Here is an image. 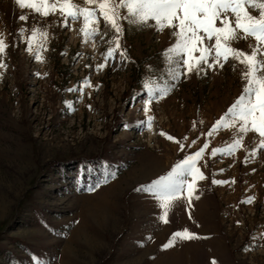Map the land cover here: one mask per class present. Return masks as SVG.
I'll return each instance as SVG.
<instances>
[{"label": "rangeland", "instance_id": "374dc122", "mask_svg": "<svg viewBox=\"0 0 264 264\" xmlns=\"http://www.w3.org/2000/svg\"><path fill=\"white\" fill-rule=\"evenodd\" d=\"M61 23L59 12L45 17L0 0V264H264V149L252 155L259 136L243 134L228 155L212 150L232 143L236 129L208 135L243 92L245 65L230 57L174 79L183 68L167 59L173 31L122 20L127 59L117 51L97 70L111 26L99 18V34L85 40L82 18ZM34 26L47 31L42 61L26 50ZM254 45L231 42L249 53ZM146 84L167 86L148 113ZM148 115L150 128L140 123ZM205 141L196 162L204 179L190 197L165 210L137 190ZM185 229L197 238L173 236Z\"/></svg>", "mask_w": 264, "mask_h": 264}, {"label": "snow or ice", "instance_id": "6c2138e0", "mask_svg": "<svg viewBox=\"0 0 264 264\" xmlns=\"http://www.w3.org/2000/svg\"><path fill=\"white\" fill-rule=\"evenodd\" d=\"M15 3L21 8L28 7L45 17L59 12L62 17L61 26L67 25L69 19L82 18L83 24L80 31L85 40L94 39L99 34V18H102L103 22L114 30V35L107 41L110 46L104 53L105 63L97 64V70L103 69L108 58L117 51L122 58L127 59L126 52L120 50L122 20L137 25L152 21V26L157 31H162L166 27L173 31L175 44L166 50L167 59L175 63L177 67L183 68V73H176L173 76L174 79L189 72L199 74L205 66L223 67L224 62L230 57L245 65L246 71L242 73L246 79L243 92L227 112L212 125L208 135L221 126L236 129L237 134L232 143L226 145L224 149L214 148L213 154L217 151H224L231 155L237 148L243 146V134L249 131L259 136V142L252 149V155L256 154L257 149H264V58H262L264 57V0H85L84 6L76 4L74 0H15ZM121 9L126 10L125 14L121 13ZM252 11L257 14L253 15ZM19 19L27 20V16L21 15ZM46 37V29H41L39 26H34L27 37L26 50L29 53L34 52L38 61L43 60L39 48L44 46V41L40 38ZM247 38H253L255 41L250 53L231 46L232 41ZM38 39H40L39 47L34 50L33 43ZM206 40L208 43H205ZM6 48L7 44L3 38H0V55L5 52ZM197 51L199 55H193ZM209 57H211V62H209ZM0 67H6L2 60H0ZM85 83L92 86L87 77ZM145 87L149 93L148 99L144 101L145 112L148 113V105L152 99H159L160 96L166 95L167 86L146 84ZM71 90L68 89V91ZM152 120L153 117L148 115L146 121L140 123H147L150 128ZM167 138L174 139L172 136ZM180 147L183 148L184 145L180 144ZM205 147H207V141L198 151L184 156L182 160L174 164L166 174L157 177L147 185H142L137 190L146 191L152 195L160 202V207L165 210L185 193L190 197L195 189L196 181L204 179L196 162ZM245 161H247V156ZM212 182L214 184L226 183L221 180ZM96 187H99V184ZM252 199L254 197H249L247 202L250 203ZM160 219L165 220V216L162 215ZM173 236L182 239L197 238L196 234L187 229L176 232ZM172 242L170 239L162 247L168 248Z\"/></svg>", "mask_w": 264, "mask_h": 264}]
</instances>
